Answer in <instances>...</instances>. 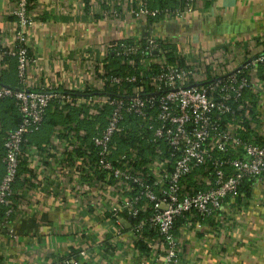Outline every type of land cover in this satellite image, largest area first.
Returning a JSON list of instances; mask_svg holds the SVG:
<instances>
[{
	"label": "crops",
	"instance_id": "crops-1",
	"mask_svg": "<svg viewBox=\"0 0 264 264\" xmlns=\"http://www.w3.org/2000/svg\"><path fill=\"white\" fill-rule=\"evenodd\" d=\"M30 2L31 88L99 90L109 47L128 38L152 35L174 45L183 63L195 68L196 84L232 73L264 54V0H195L184 15H163L153 22L151 15L132 13L138 0ZM15 6L16 0H0V79L8 85L15 84L17 74L6 55L17 42ZM150 62L159 65L160 59ZM260 66L247 70L256 101L255 111L244 117L258 137L264 134ZM56 127L65 130L58 124L43 148L33 144L44 158L26 161L13 184L14 213L0 218V264H151L154 251L162 252L158 238H145L150 251L140 253L125 213L117 226L107 210L117 195L113 179L83 172ZM177 235V264H264V188L224 205L208 221H187Z\"/></svg>",
	"mask_w": 264,
	"mask_h": 264
},
{
	"label": "built area",
	"instance_id": "built-area-1",
	"mask_svg": "<svg viewBox=\"0 0 264 264\" xmlns=\"http://www.w3.org/2000/svg\"><path fill=\"white\" fill-rule=\"evenodd\" d=\"M194 1L187 0L183 8L174 10H151L147 0H138L137 10H132V13L136 16H153L160 12L164 16L179 17L192 8ZM30 6V0H16L13 14L19 25L17 42L6 51V55L17 62L19 86L11 87L0 83V99H13L21 116L19 125L7 131L4 137L0 214L4 207L6 209L3 217L6 220L14 213L11 197L21 162L44 158L36 146L23 147V143L27 134L40 127L49 108L64 114L71 108H86L89 114L100 115L105 107H110L105 127L92 137L97 147L95 160L91 159V150L81 139L85 130L77 129L73 123L70 127L65 126V130L63 127H56L55 133L65 134L63 143L83 172L96 174L99 170L113 179L112 189L117 195L109 203L107 210L114 224L120 225L122 213L135 218L140 211H151L146 220H140L132 227L136 239L143 238L142 229L147 224L158 233L157 242L161 245L162 252L158 254L154 251L151 264H155L157 260L164 261L159 264H177L181 254L180 239L173 232L177 217L185 215L188 222L194 218L202 221L208 217H216L224 205H234V199L245 179L253 180V190L264 188V134H261L263 144L245 142L240 134L243 120L234 115L223 128L220 126L222 117L234 114L232 103L237 101L241 90L252 87L250 79H239L238 73L245 72L248 76L247 70L250 67H264V54L248 61L232 73L223 72L208 80L210 82L206 85H198L192 82L195 68L190 65L184 68L177 63L168 64L158 50V41L161 39L149 35L145 37L146 46L142 53L147 54L150 61L151 56L159 54L157 58L160 59L161 70L150 81L154 94H160L158 98L151 94L148 98H142L138 88L132 89L130 96H125L128 95L127 90H123L121 95L112 96L81 95L79 92L84 87L63 91H58L59 88L56 87L31 88L28 85V70L33 58L27 33L34 20ZM139 40H135L131 47L120 44L118 48H114L112 44L108 51H114L117 55L121 54V50L135 53L141 47ZM100 73L103 82L99 90H103L105 82L113 86L122 81H135L132 76L124 79L116 76L105 77L103 66ZM261 83L264 86V81ZM71 91H76L78 95H71ZM153 107H156L155 120L159 125L154 129L153 138L154 141H162L163 146L167 147L169 158L161 157L162 148L158 144L154 149L157 155L151 157L140 169L132 165L126 155H119L115 165L113 156L116 144L113 143V137L124 132L121 125L124 114L133 113L149 122L154 116L148 113V108ZM247 112L243 114L244 117ZM99 125L97 122L96 128ZM233 126L235 127L232 128ZM148 128L153 129V124ZM79 150L84 154L78 155ZM134 156L135 151H132V158ZM200 168L203 169L201 172L198 171ZM209 169L212 171L209 172ZM151 177L154 178V186H157L156 191L155 187L148 184ZM190 178L193 183L188 181ZM133 190L138 192L137 195L129 194ZM140 201L143 203L138 206Z\"/></svg>",
	"mask_w": 264,
	"mask_h": 264
},
{
	"label": "trees",
	"instance_id": "trees-1",
	"mask_svg": "<svg viewBox=\"0 0 264 264\" xmlns=\"http://www.w3.org/2000/svg\"><path fill=\"white\" fill-rule=\"evenodd\" d=\"M187 0H147L148 8L151 10L154 9H170L173 10L175 8H182L184 7ZM163 16V13H157L155 17L149 18V21H158ZM140 49L137 50L135 53H129L125 50H121V54L117 55L116 52L110 51L103 62V69L105 70L106 74L105 77L108 76H116L120 78H126L128 76L135 77V81H122L119 84H115L113 86L109 85L108 82H105L103 90L98 89H90L84 88L83 91L79 92L81 95H100V94H108L115 96L117 94L121 95L123 90L128 91V95L130 96L132 89L138 88L140 90V95L142 98H148L153 95L155 98H158L160 94H154L153 86L151 85L150 81L152 76L156 75L160 70V65L153 64L150 62V57L147 54H143L142 50L146 46L145 38L140 39L139 41ZM135 43L134 39H124L121 41L114 42L113 47L118 48L120 44H124L127 47L133 46ZM158 50L161 55H163L168 64H179L180 66L186 68L187 66L183 63V59L178 55L177 49L174 45L164 43V41H158ZM159 54H154L151 58H157ZM10 58V57H8ZM10 63L14 64L15 70L17 73V62L15 59L10 58ZM131 61V63H129ZM259 78L261 81H264V67L260 66L258 68ZM103 76V77H104ZM239 79L242 77L246 79H250L249 76L246 75L245 72L238 73ZM16 82L14 85H9L11 87H18V78L16 74ZM0 79V83L4 85L5 80ZM208 82L198 85H206ZM192 83V82H190ZM196 84V83H195ZM64 89H60L58 91H63ZM71 95L77 96L78 93L76 91H71ZM234 98V97H232ZM236 98V97H235ZM237 101L232 103V108L234 114H228L220 119V126H223L228 123L232 119V115H234L237 119H242L241 126L243 127L242 131L240 132L243 140L245 142H253L256 144H263L261 137H258L254 131L251 130L249 125V120L243 119V114L245 111H248L251 114L254 110V105L256 98L251 93V87H245L241 90V95L237 97ZM241 107V108H239ZM110 112V107H105L100 115H91L88 113L86 108H71L65 114L62 112H58L57 110L48 109L46 115L44 116L43 122L41 123L40 127L27 134L25 136V141L23 143V147L27 145L37 144L40 148H43L49 142L50 134L53 128L60 124L70 127L71 124H75L77 129L85 130V135L81 138L83 142L90 148L91 150V159L95 160L97 155V147L92 141V137L95 136L101 129L105 127L106 124V115ZM148 113L154 116L153 120L149 122L144 121L136 114L133 113H125L123 120L121 122L122 127L124 128V132L120 135H115L113 137V143L116 144L115 154L113 156V163L117 165L116 159L119 155H126L127 159L130 160L131 164L134 165L136 168L140 169L145 166L151 157H155L157 154L154 152L155 147L160 144L162 148L161 157H168L169 158V151L167 147L163 146L162 141H154L153 133L154 129L158 127V123L155 120L156 116V107L148 108ZM255 114V113H254ZM241 115V117H240ZM21 121L20 113L17 110L15 105V101L10 98L0 99V177L2 178L4 173V167L2 163V157L4 155V137L6 132L16 128ZM99 122V127L96 128V123ZM153 124L154 128L149 129L148 126ZM132 151H135V156L132 158ZM80 155H83V152L78 151ZM217 156V155H216ZM173 162V161H172ZM26 164L25 161L21 162V166L24 167ZM20 166V168H22ZM172 166V163L170 164ZM19 168V170H20ZM203 169H198L201 172ZM212 170L209 169V172ZM19 174V172H18ZM98 177H102L105 172H101L97 170L96 172ZM18 177V176H17ZM17 179V178H16ZM1 180V179H0ZM111 180V179H110ZM16 181V180H15ZM190 183L191 178L188 179ZM148 184L152 187H155V191L157 190V186H154V178H149ZM253 186V180L245 179L243 180L240 188L239 194L234 199L235 202H241L243 200H247L251 196ZM136 187V185H135ZM203 188V187H202ZM138 192L134 190L129 193L131 196L137 195ZM227 200V199H226ZM229 200V199H228ZM143 201H140L138 206H141ZM5 207L0 214V218L5 215ZM151 213L150 210L146 212L140 211L137 217L133 218L129 215L126 217L130 220V222L135 226L140 220H146L148 213ZM211 218L203 219L202 221H208ZM187 222V218L185 215H181L176 218L173 226L174 234H177L179 228L184 226ZM142 237L138 238L135 242V246L140 251V253L148 254L150 251V247L148 243L144 241L147 238L149 241H152L155 238H159L158 233L153 230L148 224L142 229Z\"/></svg>",
	"mask_w": 264,
	"mask_h": 264
}]
</instances>
